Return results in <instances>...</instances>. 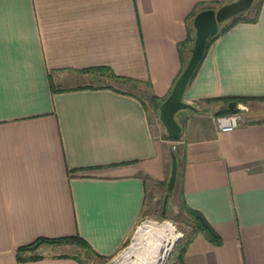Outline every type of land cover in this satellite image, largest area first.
I'll list each match as a JSON object with an SVG mask.
<instances>
[{
  "label": "crops",
  "instance_id": "1",
  "mask_svg": "<svg viewBox=\"0 0 264 264\" xmlns=\"http://www.w3.org/2000/svg\"><path fill=\"white\" fill-rule=\"evenodd\" d=\"M227 2L0 0V264H83L68 247L114 258L149 198L169 192L172 151L173 200L202 212L222 244L195 233L168 264H264V0L248 12L256 21L211 43L176 150L153 98L184 69L192 12ZM227 98H255L230 132L217 124ZM70 236L86 245L21 249Z\"/></svg>",
  "mask_w": 264,
  "mask_h": 264
},
{
  "label": "water",
  "instance_id": "2",
  "mask_svg": "<svg viewBox=\"0 0 264 264\" xmlns=\"http://www.w3.org/2000/svg\"><path fill=\"white\" fill-rule=\"evenodd\" d=\"M254 1L255 0H233L222 4L218 8H205L195 15L193 21L195 27V41L191 48L190 57L170 95L159 107V118L172 140H178L183 130L182 124L177 118L178 113L186 109L198 111V108L194 104L187 102L184 97L190 80L204 58L209 39L219 31L222 23L233 17L245 15L252 8ZM229 108L231 110L238 108L243 112H249L250 110L247 104L239 103L235 100L229 103ZM178 168L179 162L177 153L172 151L171 176L168 182L169 192L164 199V213L167 212L170 192L174 190L177 182Z\"/></svg>",
  "mask_w": 264,
  "mask_h": 264
},
{
  "label": "trees",
  "instance_id": "3",
  "mask_svg": "<svg viewBox=\"0 0 264 264\" xmlns=\"http://www.w3.org/2000/svg\"><path fill=\"white\" fill-rule=\"evenodd\" d=\"M203 10V9H202ZM201 10H199V8H196L192 14L190 15V26H189V37L187 38L186 41H184L182 44H180V50H181V54H182V57H183V60H184V65H186L187 63V59L184 58V52L185 50H188V51H191V48L194 44V41H195V27H194V17L195 15ZM249 12V11H248ZM248 12L243 15V16H236V17H233L227 21H225L224 23H222L219 31L213 35L208 43H207V47H206V52H205V55H204V58L206 57L207 55V52L210 48V45L211 43L221 34V33H225L227 31H229L233 26H235L236 24L240 23V22H244V21H248V22H254L257 20V16L254 17V18H250L248 16ZM204 58L202 59V61L200 62L198 68L196 69L192 79L190 80V83L191 81L193 80V78L195 77L200 65L202 64ZM185 67V66H184ZM189 83V84H190ZM154 100L157 101V105H159L160 103V99L156 96L153 97ZM229 103L231 101H238L239 103H243V104H248L250 101L252 100H255V98H227L226 99ZM235 111H241L240 109L236 108L234 110H231L228 106V108H226L225 110H223L220 114L221 115H225V114H229V113H232V112H235ZM170 138V137H169ZM171 139V138H170ZM171 196V194H170ZM170 201L168 202V205H169ZM182 208L184 210H186L187 212H189L190 216L192 217V219L194 220V224H193V227H194V232L193 234L195 233H204L212 242L216 243V244H222V239L220 237V235L217 233V231L214 229V227L211 225V223L207 220V218L204 216V214L202 212H199L197 210H194L192 209L191 207H189L187 204H183ZM191 237H187L184 242L182 243L183 246H186L188 245L190 242H191ZM57 242H63V243H78L82 246H85L86 245V242L80 238L79 236H70V237H65V238H56V239H49V238H40L38 240H36L35 242H33L32 244L30 245H27V246H24L23 248H21L22 250H36L38 249L41 245L45 244V243H57ZM65 256H73V255H65ZM43 256L41 254H33L29 257V259H40L42 258ZM75 257L76 259H78L80 262H82L83 264H86L80 257L78 256H73Z\"/></svg>",
  "mask_w": 264,
  "mask_h": 264
},
{
  "label": "rangeland",
  "instance_id": "4",
  "mask_svg": "<svg viewBox=\"0 0 264 264\" xmlns=\"http://www.w3.org/2000/svg\"><path fill=\"white\" fill-rule=\"evenodd\" d=\"M233 1V0H229ZM223 25V24H222ZM220 25V27L222 26ZM189 58V57H188ZM188 60V59H187ZM150 99V98H149ZM264 105V103H261ZM154 114V112H153ZM178 117V115H177ZM172 199L171 197L169 198V205H167V212H163V206H164V199H165V193L161 194L159 199L154 200L153 197L149 198L148 200V206H149V212H146V215L144 218L139 222L138 226L132 233L131 238L128 240L126 246L122 250L121 253L122 256L118 260L116 264H119L124 258L129 251L132 250L133 245H135L137 241V236H138V231L141 226L145 224H157L160 225L164 222H170L172 225L175 227L176 231L180 234L178 239L175 241V243L170 247L169 251L167 252L165 258L163 259L162 264H168L170 258L177 252V248H179L184 240L187 237H190L193 235L194 232V220L190 216L189 212L181 208L180 202L176 204L175 199L173 200L175 196V191L172 192ZM57 243H49L52 245H57ZM62 243V242H60ZM44 245V244H43ZM64 245V244H63ZM42 246V245H41ZM69 249L67 250H73L76 253H78V257H80L86 264H107L110 260H100L95 258L90 252L85 250V248L82 249H75L74 247H68ZM37 250V249H36Z\"/></svg>",
  "mask_w": 264,
  "mask_h": 264
},
{
  "label": "bare ground",
  "instance_id": "5",
  "mask_svg": "<svg viewBox=\"0 0 264 264\" xmlns=\"http://www.w3.org/2000/svg\"><path fill=\"white\" fill-rule=\"evenodd\" d=\"M179 235L168 221L160 225L145 224L140 227L132 250L119 264H162Z\"/></svg>",
  "mask_w": 264,
  "mask_h": 264
},
{
  "label": "built area",
  "instance_id": "6",
  "mask_svg": "<svg viewBox=\"0 0 264 264\" xmlns=\"http://www.w3.org/2000/svg\"><path fill=\"white\" fill-rule=\"evenodd\" d=\"M248 121L245 112L243 111H235L229 114L220 115L217 117V124L221 131L230 132L235 129L243 126ZM177 149V143L174 141L173 150ZM123 253L118 254L114 258H112L107 264H116L118 260L121 258ZM165 258V257H164Z\"/></svg>",
  "mask_w": 264,
  "mask_h": 264
}]
</instances>
